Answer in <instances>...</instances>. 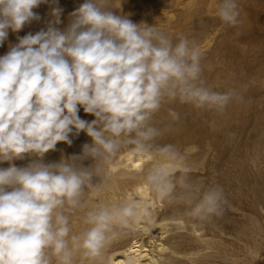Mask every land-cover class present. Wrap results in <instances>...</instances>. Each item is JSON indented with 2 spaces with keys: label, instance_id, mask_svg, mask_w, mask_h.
<instances>
[{
  "label": "clouds",
  "instance_id": "9594fccd",
  "mask_svg": "<svg viewBox=\"0 0 264 264\" xmlns=\"http://www.w3.org/2000/svg\"><path fill=\"white\" fill-rule=\"evenodd\" d=\"M42 4L51 9L46 29L17 36L0 56V165L8 164L0 167V264H106L113 234L132 233L153 214L135 196L101 199L108 166L124 152L148 162L140 182L159 200L186 205L200 221L221 215L223 188L195 186L188 152L160 143L179 113L168 108L170 122L154 123L168 103L223 114L242 99L207 85L200 44L117 14L112 0H84L63 29L58 0H0V46L9 31L40 21ZM216 15L225 26L242 23L238 0H219ZM82 132L91 140L82 153L44 161ZM80 211L86 228L74 232Z\"/></svg>",
  "mask_w": 264,
  "mask_h": 264
},
{
  "label": "bare ground",
  "instance_id": "6f19581e",
  "mask_svg": "<svg viewBox=\"0 0 264 264\" xmlns=\"http://www.w3.org/2000/svg\"><path fill=\"white\" fill-rule=\"evenodd\" d=\"M166 2L169 5L173 2L175 7L181 6L179 10L181 21L177 23V28L180 27L178 31L184 32L183 34L192 33V39L203 40L207 42L204 45L208 46L215 35L210 37L209 31L205 29L208 19L199 17L203 13L201 0L185 2L139 0V5L149 3L160 5ZM246 2L250 5L254 22L258 27V44L262 48L264 46V0H246ZM119 4L120 7L114 9L118 14H123L125 11L131 14L136 9L129 0H120ZM215 4V0L209 1L207 10L210 14H213L211 7ZM228 44V40L222 37L217 46L208 49L207 55L203 56L201 61L202 75L212 89L215 85L218 86L216 91L220 92L236 89L242 99L229 104L223 114L206 111L207 120L199 121L196 132L180 121L167 134L189 140L196 139L202 145L204 156L209 152L217 151L220 143H228L223 153L219 155V159L225 161L223 179L227 188L221 186L225 196L224 210L221 215L211 219V224L220 233L228 237L233 235L247 243L258 240L262 235L261 232L253 230L254 227L251 225H253L255 214L262 210V200L264 201V89L262 90V71L252 74L248 70L249 73H244L243 66L246 62L242 55L244 50L235 52ZM245 77L248 80L256 79L258 85L245 88V81H247ZM175 111L181 118L183 111L178 107H175ZM161 122L164 126L168 124L165 122L164 115ZM86 138L91 143L90 138L87 136ZM83 144L73 143L71 150L66 154L58 147L53 155H50V152L47 153L44 161L59 162L62 153L80 154ZM84 163L87 165L93 162L88 159ZM147 164V161L135 159L124 152L113 159L108 166L109 171L106 176L102 173L104 183L101 199L115 201L125 196H135L147 201L153 210L151 221L142 222L134 232L118 231L113 234V243L106 264H215L214 259L217 254L223 252L220 249L209 250L210 246H205L203 236L197 234L200 230L195 224L197 218L188 215L187 206L159 200L140 182L138 172ZM94 182H98L96 178ZM240 187H245V190H239ZM93 202L88 201L87 206L91 207ZM229 212L238 213L241 219L236 218L237 221H233L235 218H230ZM176 213L180 216L171 217ZM83 219V211L71 217L74 232L85 230L86 225ZM178 229L183 231L175 232ZM244 249L250 254L254 252L246 245ZM221 259L225 260L226 255Z\"/></svg>",
  "mask_w": 264,
  "mask_h": 264
},
{
  "label": "rangeland",
  "instance_id": "374dc122",
  "mask_svg": "<svg viewBox=\"0 0 264 264\" xmlns=\"http://www.w3.org/2000/svg\"><path fill=\"white\" fill-rule=\"evenodd\" d=\"M126 1V0H125ZM131 3L136 6V9L134 12H131L129 14L128 12H124V15H127L133 22H141L144 21L148 24L155 23L158 25L162 30H164L166 33L171 35L173 39H175L176 36L180 35H186L183 34L184 32H179L180 27L177 28V23L179 18L181 19L180 15V7L173 6L174 3L170 4L168 2L164 4H156V3H149V4H140L139 0H129ZM187 0H182V2H185ZM202 3V14L199 17L207 18L209 21L205 27L209 31L210 37H213V40L210 42V44L205 43V41H197L201 49L204 53V56L207 55V52L210 50V48L215 47V45H218V41L224 37L229 42V46L233 48V51H242L244 50V53H242L243 57L245 58L244 66H243V72L249 73V71L252 72V74H258V72L262 71V90L264 89V46H261L258 44L259 35H258V27L254 22L253 14L250 9V5L246 2V0H238L239 4V11H240V19L242 20V23L239 24L236 27H229L225 26L221 23V21L218 19L216 15L217 6L219 3V0H215L216 4L212 7L213 14H210L207 10L209 1L211 0H201ZM84 0H58V6L63 9L62 14V24L60 25V28L63 29L66 27L69 23V14L74 11L80 4H82ZM120 0H112V4L115 8L120 7L119 4ZM168 3V4H167ZM207 3V4H206ZM262 3V2H261ZM204 5L206 7H204ZM166 6V7H165ZM50 6L47 4L40 5L37 9H34L35 12H37L41 20L40 21H33L31 24L26 25L22 31L19 33H12L9 31V37L8 40L4 43L3 46H0V56L4 55L9 48V44H15L17 42V36L23 37L27 33H36L37 31L41 29H46V21L50 19L49 13H50ZM118 14V13H117ZM210 15V16H209ZM212 23V24H211ZM174 26V27H173ZM192 33H188L186 36L189 39H192ZM254 41V43H253ZM255 44V45H254ZM259 46V47H258ZM209 49V50H208ZM243 52V51H242ZM246 56V57H245ZM243 58V60H244ZM249 66V67H248ZM249 70V71H248ZM246 86L245 88H252L255 85H258L257 80H251L247 77ZM214 89L217 90L218 86L215 85ZM178 107L183 111L182 117L173 124L172 127H176L178 122H183L185 125H187L193 132H196L198 129V123L203 120H207V112L193 109L189 105H182L179 102H172L165 104L161 110L155 115L154 117V123L157 124L159 127H163L164 125L161 122V118L164 115L165 122L169 123V117H168V108ZM163 111V112H162ZM163 113V114H162ZM204 114V115H202ZM79 115L81 118L91 121L94 119L93 116L85 114L83 110H80ZM206 116V117H205ZM209 124V122L207 123ZM85 134L82 132L78 138H73V143H85L88 142V139ZM160 143H172L175 144L179 149L182 151L186 150L189 154L188 157V164L192 168V172L190 174V179L192 183L201 188H206L209 185H220L224 188L226 187L225 179L224 178V171H225V161L219 159V155L223 153L224 149L227 147L228 143H220V147L217 149V151L209 152L206 156L202 154V145L201 143H198L196 139H185L183 137H178L176 135L170 136L166 134L161 140ZM222 144V145H221ZM60 147V149L68 152L71 150V147H69L66 144L60 143L57 144V148ZM51 151L50 155H53L54 152ZM28 159L26 158L23 161H15V163L18 166H24L28 163ZM8 164L5 163L3 165H0V167H7ZM223 174V175H222ZM222 177V178H221ZM264 178V177H263ZM223 179V180H221ZM225 185H221L222 183ZM224 181V182H223ZM220 183V184H219ZM239 190L244 191L245 187H240ZM234 214V215H233ZM228 215L230 218H235L233 221L240 220L239 214L236 212H229ZM180 216L179 213H176L175 215H172L171 217H177ZM211 221H200L199 219L195 220L196 226L200 229L197 233L200 236H203L204 238V244L206 247H209V250L212 249H220L221 254H217L216 258L214 259L215 264H264V201L262 200V210L255 214V217H253V221L251 226L254 227L253 230H257L262 233L261 237L258 240L255 241H249L247 243H244L237 239L235 236H226L224 233H220L217 228L213 224H211ZM250 227V225H249ZM183 230H175V232H182ZM207 241V242H206ZM221 244H220V242ZM210 242V243H208ZM251 247L253 249V253H247V251L244 249V246ZM224 255H226V259L223 260L221 258H224Z\"/></svg>",
  "mask_w": 264,
  "mask_h": 264
}]
</instances>
